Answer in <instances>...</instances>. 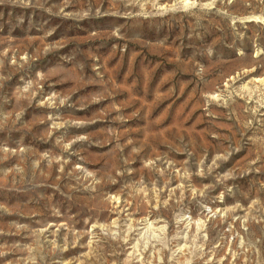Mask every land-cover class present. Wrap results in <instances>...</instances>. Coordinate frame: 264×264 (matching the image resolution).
<instances>
[{
	"label": "rangeland",
	"instance_id": "1",
	"mask_svg": "<svg viewBox=\"0 0 264 264\" xmlns=\"http://www.w3.org/2000/svg\"><path fill=\"white\" fill-rule=\"evenodd\" d=\"M0 264H264V0H0Z\"/></svg>",
	"mask_w": 264,
	"mask_h": 264
}]
</instances>
